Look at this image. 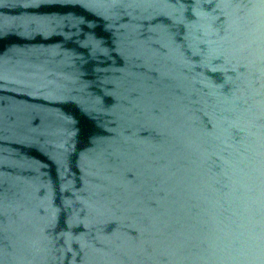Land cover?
Here are the masks:
<instances>
[{"label": "water", "instance_id": "obj_1", "mask_svg": "<svg viewBox=\"0 0 264 264\" xmlns=\"http://www.w3.org/2000/svg\"><path fill=\"white\" fill-rule=\"evenodd\" d=\"M0 264H264V0H0Z\"/></svg>", "mask_w": 264, "mask_h": 264}]
</instances>
